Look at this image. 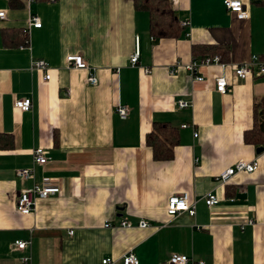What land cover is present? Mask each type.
I'll list each match as a JSON object with an SVG mask.
<instances>
[{"label": "crops", "instance_id": "1", "mask_svg": "<svg viewBox=\"0 0 264 264\" xmlns=\"http://www.w3.org/2000/svg\"><path fill=\"white\" fill-rule=\"evenodd\" d=\"M133 1L38 0L27 9L0 0L7 17L0 22V133L12 138L0 148V264H102L106 257L121 264L130 251L139 264H168L175 253L204 264H264V150L257 151L264 145L245 139L264 75L254 70L241 80L232 70L253 55L264 60V0H234L246 19L225 0H170L183 34L160 40ZM29 15L42 25L29 30L28 48L8 46L3 33L26 29ZM69 55L95 69L96 86L85 71L66 68ZM200 56L228 63L225 95L214 87L220 68L201 67L196 81L178 67ZM34 60L49 64V81L31 71ZM16 99H31V109L15 110ZM178 99L191 106L179 110ZM120 105L129 109L126 119L115 113ZM155 123L178 129L170 160H154L145 144ZM36 147L45 149L46 164L34 163ZM239 160L258 167L218 184L215 177ZM21 168L33 176L19 178ZM44 180L59 193L18 214L19 192ZM210 191L219 199L212 207L203 200ZM181 194L195 201L193 216L167 214L168 199ZM123 219L132 226L119 227ZM140 220L149 226L138 227ZM17 240L27 241L25 250L14 247Z\"/></svg>", "mask_w": 264, "mask_h": 264}, {"label": "built area", "instance_id": "2", "mask_svg": "<svg viewBox=\"0 0 264 264\" xmlns=\"http://www.w3.org/2000/svg\"><path fill=\"white\" fill-rule=\"evenodd\" d=\"M22 2L27 9H29L30 5L36 3L38 0H19ZM172 1V0H171ZM49 2H54V0H50ZM224 7L238 16L239 19H246L247 12L244 5L240 1L234 0H225ZM7 19L5 11H0V22L5 21ZM41 21L37 16L29 15L27 21V27L25 29V33L28 35L30 29H40ZM182 25H186V23H182ZM139 51L138 47H136L133 55L130 57V66L135 67L138 65ZM66 68L76 69L85 71L87 73L86 83L89 86H96L98 84V80L96 77V71L92 68L81 55H69L65 59ZM218 67L221 70V74L215 78L214 87L215 91L220 95H225L228 92L229 83L224 75L226 69L229 67L228 63L222 61L219 56H207L203 58H194L189 63L184 65L178 64V67H182L185 71L189 72L193 79L196 81H203V77L197 75L198 70L201 67ZM31 71H38L44 73L43 81L50 80V71L51 68L49 64L43 60H34L31 62L30 66ZM233 70V74L236 78L244 80L253 75V71L256 70L257 75H264V60L259 58L256 55H253L251 59L245 63L240 65H235ZM144 73L148 74L149 70L145 69ZM31 99H16L13 102V108L15 110H19L22 112H28L31 109ZM177 108L179 110L187 109L191 106V103L185 101L183 99H178L176 101ZM115 113L121 118L126 119L129 113V109L126 106H117ZM188 125H182V128L187 127ZM197 136V133H194V137ZM49 160V157L46 154V151L43 147H36L33 150V161L35 164L42 165L46 164ZM258 167L257 160L245 161L239 160L234 165L226 168L220 174L215 177V180L218 184L226 183L231 176L238 172H247L252 173ZM17 176L23 180L31 178L33 176V172L31 169L21 168L17 170ZM60 187L53 183L50 180H44L41 183L33 182L30 187L23 188L17 197L15 204V211L18 214L28 215L32 213L35 208V200L37 198H46L48 196L59 193ZM204 203L208 207H212L219 202L218 196L214 192H207L203 196ZM195 201H190L186 194L171 196L166 205V211L169 216H175L181 212H187L190 216L195 214ZM250 224H253L252 221H249ZM114 225L110 222H106L104 227L110 228ZM119 227L128 228L131 227L132 224L128 220H121L118 224ZM149 226V222L145 220H140L138 223V227L146 228ZM69 234H72V231H69ZM27 246V241L25 240H17L14 242V247L18 250H25ZM29 260L28 257H23L22 261L27 262ZM121 264H139L138 257L134 254V252H128L124 254L121 258ZM102 264H113V260L109 257H106L101 260ZM168 264H204L203 261H195L190 256L182 255V254H172Z\"/></svg>", "mask_w": 264, "mask_h": 264}, {"label": "trees", "instance_id": "3", "mask_svg": "<svg viewBox=\"0 0 264 264\" xmlns=\"http://www.w3.org/2000/svg\"><path fill=\"white\" fill-rule=\"evenodd\" d=\"M20 4H23L17 0ZM50 1V0H49ZM136 11L146 12L149 16V33L154 39H175L183 34L170 0H134ZM24 5V4H23ZM13 39V42L10 41ZM4 42L9 46L20 49L28 48L29 39L25 29L6 30L3 33ZM15 43V44H14ZM200 56L197 58H203ZM224 61V58L220 56ZM254 126L250 132H246V141H255L258 145H264V98L254 105ZM252 136V139L249 138ZM12 138L9 134L0 133V148L10 145ZM4 143V144H3ZM145 144L151 148L152 158L156 161H167L174 156V148L179 144L178 129L167 123H155L151 131L145 135Z\"/></svg>", "mask_w": 264, "mask_h": 264}, {"label": "water", "instance_id": "4", "mask_svg": "<svg viewBox=\"0 0 264 264\" xmlns=\"http://www.w3.org/2000/svg\"><path fill=\"white\" fill-rule=\"evenodd\" d=\"M263 150H264V147H263V146H259V147L257 148V151H258V152L263 151Z\"/></svg>", "mask_w": 264, "mask_h": 264}]
</instances>
